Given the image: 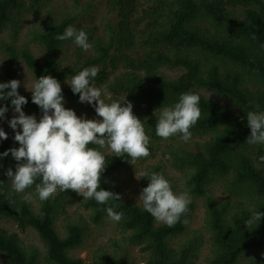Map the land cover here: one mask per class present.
Here are the masks:
<instances>
[{"label": "trees", "instance_id": "obj_1", "mask_svg": "<svg viewBox=\"0 0 264 264\" xmlns=\"http://www.w3.org/2000/svg\"><path fill=\"white\" fill-rule=\"evenodd\" d=\"M29 8L34 13L43 8L42 17L31 18L24 12ZM68 25L88 33L89 50L56 39ZM68 48L69 55L62 56ZM0 49V82L16 79L23 62L33 81L41 75L59 80L65 107L89 119L102 117L79 102L66 80L70 83L84 67L99 66L95 83L103 86L105 102L126 97L150 137V155L135 163L144 164L143 171L162 172L175 192L182 189L191 199L176 224L157 223L138 199L123 196L116 180L132 165L130 158L109 155L100 186L120 193L118 201L102 205L71 189L41 201L33 185L25 190L32 196L26 202L24 193L11 190L6 171H15L18 162L9 153L0 159V216L21 229L33 228L43 249L0 227L3 264H83L75 250L89 237L91 225L109 219L107 206L124 214L115 222L120 243L96 245L89 256L96 264H129L134 249L144 264H264V217L258 225L245 224L253 212H264V145L246 142V113L257 106L264 110V0H0ZM18 91L28 99L25 113L39 119L32 93ZM187 91L201 96L191 139L157 136L160 107ZM10 100L0 106L12 110ZM7 121H0L8 133L0 152L19 147ZM138 181L141 188L149 182ZM199 206L202 223L193 227ZM123 246L127 254L121 257Z\"/></svg>", "mask_w": 264, "mask_h": 264}, {"label": "clouds", "instance_id": "obj_2", "mask_svg": "<svg viewBox=\"0 0 264 264\" xmlns=\"http://www.w3.org/2000/svg\"><path fill=\"white\" fill-rule=\"evenodd\" d=\"M56 39L71 40L84 51L92 47L88 33L73 25H68ZM99 71L96 65L84 67L72 76L70 83L66 82L73 94H79V102L94 107L97 117L102 119L78 116L74 109L65 107L61 83L51 75H41L30 89L26 87L32 92V102L42 112L39 119L23 110L28 99L19 93L18 79L0 82V102L11 98L12 111L16 115L7 122L15 131L13 139L19 142V147L0 152V159L10 153L18 162L15 171L8 168L6 175L11 180L12 192L24 193L26 202H30L32 196L25 190L33 185L41 201L50 199L58 190L66 192L69 189L84 200L94 199L102 205L118 201L120 193L100 186L106 157H128L127 160L135 165L138 159L150 155V137L142 120L133 113L132 103L126 101V97L122 101L106 103L103 86L98 87L95 83ZM200 100L198 93L187 91L181 93L174 104L160 107L156 135L163 139L178 136L189 141L190 129L201 116ZM8 110L7 105L0 106V119L6 118ZM246 116L250 128L246 142L264 145V110L257 106V110L248 111ZM7 138L8 133L0 127V140ZM260 159L264 160V157ZM145 177L149 182L138 197L143 210L168 226L176 224L188 211L190 195L175 192L162 172L144 170L136 175L137 179ZM38 179L39 183L36 182ZM105 211L113 222H120L124 215L113 206H107ZM261 217L264 212H253L245 221L246 226L258 225Z\"/></svg>", "mask_w": 264, "mask_h": 264}, {"label": "rangeland", "instance_id": "obj_3", "mask_svg": "<svg viewBox=\"0 0 264 264\" xmlns=\"http://www.w3.org/2000/svg\"><path fill=\"white\" fill-rule=\"evenodd\" d=\"M28 6V5H27ZM40 11L38 13H34L33 9H26L24 12L29 13L31 15H29L31 18L33 17L34 19L41 16L43 14L42 13V9L43 8H39ZM97 11L99 12V9L96 8ZM96 11V12H97ZM36 14H40V15H36ZM27 22L25 23L24 27L22 28L23 32L21 33V37L20 39H25V34L27 32ZM72 49L68 48L65 49L62 54V56L64 55H69L70 51ZM3 57V51L2 49H0V61ZM166 73H177V71H173V70H169V69H165L164 70ZM16 79H18L20 81V86L19 88L24 90L25 92L28 93H32L29 89L32 87L34 81V77H33V73L32 71L23 63L20 62L19 63V67H18V71H17V75H16ZM29 89H27V88ZM13 115H16L15 113H13L12 110L8 111L7 113H5V119H0L1 120H9L12 118ZM83 115L85 116H89V114L84 113ZM106 151V150H105ZM144 169V164H140V163H135V165H130L128 170H122L116 180L118 182V184H120L122 186L123 189V196H125L128 199H138L139 194L141 192V186L140 183L138 181V179L136 178V175L138 176L139 173L141 171H143ZM136 173V175H135ZM177 175H180V173L178 172ZM184 192V190H180L177 193H182ZM85 210H83V213L85 214ZM204 214V210L201 208V206H199V208L195 211V214L193 215L192 218V226L193 227H199L202 223V217ZM59 223V222H58ZM157 223H161L159 221H157ZM0 227L7 229L10 232H14L17 237L25 244V245H29V244H36L38 245L41 249H43V243L41 242V240L39 239L37 233L35 232V230L31 227H27L25 229H21L18 227L17 222L9 217H3L0 216ZM90 234L89 237L87 238V240L84 241V243L82 244V246L78 247L75 250V255L79 256L80 258L84 259L83 264H96L94 263L92 260L89 259L90 256V252L93 248L96 247V245L100 244V242H111L113 239H117L119 240L120 243V234L118 232V229L116 228L115 222L110 221L109 219L104 222L101 223L100 225H91V230H90ZM127 247H121V251L119 252L120 256H126L127 253H125ZM204 252V250H203ZM130 258H129V264H144L142 259H141V255L139 254V252L134 249L133 251H131L130 253ZM3 259V253L0 252V264H3L2 262Z\"/></svg>", "mask_w": 264, "mask_h": 264}]
</instances>
